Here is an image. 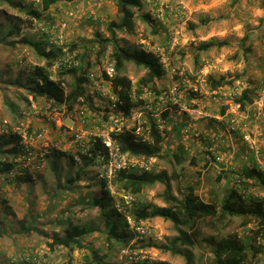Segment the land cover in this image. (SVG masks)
Instances as JSON below:
<instances>
[{
	"label": "clouds",
	"instance_id": "clouds-1",
	"mask_svg": "<svg viewBox=\"0 0 264 264\" xmlns=\"http://www.w3.org/2000/svg\"><path fill=\"white\" fill-rule=\"evenodd\" d=\"M0 264H264V0H0Z\"/></svg>",
	"mask_w": 264,
	"mask_h": 264
}]
</instances>
